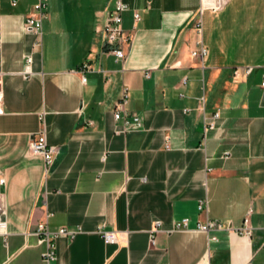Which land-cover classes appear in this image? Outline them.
<instances>
[{
	"label": "crops",
	"instance_id": "crops-1",
	"mask_svg": "<svg viewBox=\"0 0 264 264\" xmlns=\"http://www.w3.org/2000/svg\"><path fill=\"white\" fill-rule=\"evenodd\" d=\"M121 1L124 61L101 32L115 0H48L36 49L25 19L37 0H0V264H264V0L204 11L201 32L199 0ZM123 88L140 129L114 120ZM38 132L58 148L47 173L29 153ZM207 221L220 228L195 230ZM42 222L74 233L54 240L51 263Z\"/></svg>",
	"mask_w": 264,
	"mask_h": 264
},
{
	"label": "built area",
	"instance_id": "built-area-1",
	"mask_svg": "<svg viewBox=\"0 0 264 264\" xmlns=\"http://www.w3.org/2000/svg\"><path fill=\"white\" fill-rule=\"evenodd\" d=\"M18 0H11V6L15 7ZM48 0H37L34 4L32 11L28 14L25 19V28L34 34L35 41L33 47L40 48L42 40V20L45 16V9ZM228 0H199V10L196 19V28L198 32H201V14L204 11H210L213 13L221 12L227 5ZM127 10V6L121 0H115L114 8L110 11L106 17L104 26L101 29L104 35L105 46L107 51L114 54V56L119 61H124L126 59L125 47L128 46L132 40V36L126 33L122 28V14ZM135 21L139 20V15L134 14ZM205 50L201 47L198 51L192 53L193 56H203ZM31 56L26 58V68L24 71V76L30 74L29 65L31 63ZM251 68H247L246 72L249 73ZM148 76V74H146ZM264 78V75H263ZM82 82H85V78H82ZM264 87V81L261 84ZM3 99L4 94L0 87V115L3 114ZM129 94L128 89L123 88L119 97V100L115 104L113 110L114 120H122L124 128L126 130L130 129H140L142 127L141 120L138 116L129 115L125 109L128 103ZM218 115L215 114L213 119H217ZM215 126V120L205 122L203 134L205 136L206 132L213 129ZM29 153L31 155L40 156L43 158L44 167L46 173L49 171L53 165L54 159L58 153V148L55 146H49L46 142V138L43 132H38L31 136L29 142ZM4 183V179L0 178V184ZM198 210H203V205L200 203ZM5 211L2 202L0 201V234L4 235L6 230V222L4 220ZM188 218H183L175 222L174 226L177 230H188ZM159 223L154 224L150 232V242L152 245L155 244L153 235L159 230ZM220 228V225L214 221H207L205 223H198L195 230L199 232L209 233L212 230ZM238 233L243 236H251L252 230L250 228L249 220L246 218L243 222V226L238 229ZM102 239L106 243L117 242L119 239V232L117 231H102L100 232ZM35 235L38 237V243L45 246V251L42 253V259L46 263H51L56 259V248L54 240L58 237L67 236L70 238L74 237V233L68 232L65 228L59 229L57 232H50L48 230L47 224L42 222L38 224ZM215 239V238H212Z\"/></svg>",
	"mask_w": 264,
	"mask_h": 264
}]
</instances>
